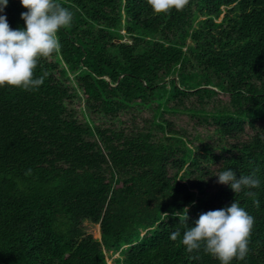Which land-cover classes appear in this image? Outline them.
<instances>
[{
    "label": "trees",
    "instance_id": "1",
    "mask_svg": "<svg viewBox=\"0 0 264 264\" xmlns=\"http://www.w3.org/2000/svg\"><path fill=\"white\" fill-rule=\"evenodd\" d=\"M58 2L73 23L36 69L44 83L0 88V264H109L106 252L115 264H219L186 250L173 214L187 207L194 227L234 200L255 225L232 264H264V0H190L170 15L146 0ZM24 11L9 0L0 14L16 29ZM257 168L260 187L240 193L215 176Z\"/></svg>",
    "mask_w": 264,
    "mask_h": 264
},
{
    "label": "clouds",
    "instance_id": "2",
    "mask_svg": "<svg viewBox=\"0 0 264 264\" xmlns=\"http://www.w3.org/2000/svg\"><path fill=\"white\" fill-rule=\"evenodd\" d=\"M9 0H0V13L4 12ZM154 14L170 15L173 10L184 11L190 0H146ZM26 11L20 13L24 27L13 29L6 15L0 14V88L12 87L23 91H36L44 83V76L37 77L36 69L42 59L60 54L62 44L61 29L73 23V13L58 0H19ZM252 174L237 176L232 169L216 174L217 183L227 185L234 193L260 187V180ZM259 207L256 193L245 191ZM165 214L167 219L168 214ZM174 216L179 217L183 231L181 243L189 253L201 251L219 264H232L233 260H244L249 254V244L255 218L235 200L225 208L201 213L194 227L187 225L188 208ZM181 236L180 229L170 234L172 240ZM198 258V257H196Z\"/></svg>",
    "mask_w": 264,
    "mask_h": 264
},
{
    "label": "rangeland",
    "instance_id": "3",
    "mask_svg": "<svg viewBox=\"0 0 264 264\" xmlns=\"http://www.w3.org/2000/svg\"><path fill=\"white\" fill-rule=\"evenodd\" d=\"M122 31H124V29H122ZM59 58H60L59 55H57V59L60 61V64L62 65V67L65 69L66 77L68 78L69 82L74 86V88H75V90L79 96L80 107H81L83 113L86 115L87 109H86V106L84 104V98L82 96L81 91L77 88V84L75 81L76 74L71 73L70 69L68 68V65L65 62H63L61 58L60 59ZM104 152H105V150H104ZM81 227H82L83 231L86 233H91L97 237L100 236V225H99V223H93L90 220H84L82 222ZM108 253L109 252L105 253L107 263L111 264V262H113V258H116L119 255V253L115 252V253H112L110 256ZM113 264H115V263L113 262Z\"/></svg>",
    "mask_w": 264,
    "mask_h": 264
},
{
    "label": "water",
    "instance_id": "4",
    "mask_svg": "<svg viewBox=\"0 0 264 264\" xmlns=\"http://www.w3.org/2000/svg\"><path fill=\"white\" fill-rule=\"evenodd\" d=\"M100 237V236H99Z\"/></svg>",
    "mask_w": 264,
    "mask_h": 264
}]
</instances>
